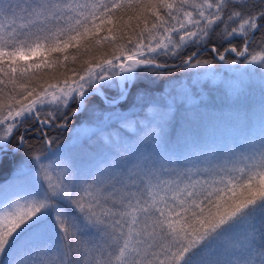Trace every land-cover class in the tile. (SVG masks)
Instances as JSON below:
<instances>
[{
    "label": "snow or ice",
    "instance_id": "snow-or-ice-1",
    "mask_svg": "<svg viewBox=\"0 0 264 264\" xmlns=\"http://www.w3.org/2000/svg\"><path fill=\"white\" fill-rule=\"evenodd\" d=\"M6 164L0 264H264V0H0Z\"/></svg>",
    "mask_w": 264,
    "mask_h": 264
},
{
    "label": "rangeland",
    "instance_id": "rangeland-1",
    "mask_svg": "<svg viewBox=\"0 0 264 264\" xmlns=\"http://www.w3.org/2000/svg\"><path fill=\"white\" fill-rule=\"evenodd\" d=\"M259 100H260V93H259V90L258 89H255L251 92V95L247 98V104L248 105H255V104H258L259 103ZM68 134L64 137V139L61 141V142H64L67 138ZM13 165L10 164V167L6 170V172H4L5 174L7 175H10V169ZM3 173V174H4ZM9 178V177H8ZM7 178V179H8ZM6 179V180H7ZM5 180V181H6ZM4 182V181H3Z\"/></svg>",
    "mask_w": 264,
    "mask_h": 264
},
{
    "label": "trees",
    "instance_id": "trees-1",
    "mask_svg": "<svg viewBox=\"0 0 264 264\" xmlns=\"http://www.w3.org/2000/svg\"><path fill=\"white\" fill-rule=\"evenodd\" d=\"M68 133L65 132L63 134H61V141L64 139V137L67 135ZM10 167V164H6L3 170H0V182L5 181L10 175L5 174L4 172H6V170ZM4 173V174H3ZM5 177V178H4Z\"/></svg>",
    "mask_w": 264,
    "mask_h": 264
},
{
    "label": "bare ground",
    "instance_id": "bare-ground-1",
    "mask_svg": "<svg viewBox=\"0 0 264 264\" xmlns=\"http://www.w3.org/2000/svg\"><path fill=\"white\" fill-rule=\"evenodd\" d=\"M5 178V177H4Z\"/></svg>",
    "mask_w": 264,
    "mask_h": 264
}]
</instances>
